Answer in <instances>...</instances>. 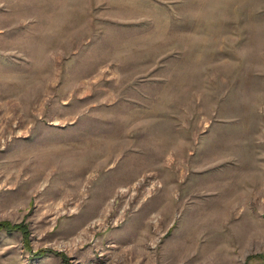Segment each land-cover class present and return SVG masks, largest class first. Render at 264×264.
<instances>
[{"label": "rangeland", "instance_id": "374dc122", "mask_svg": "<svg viewBox=\"0 0 264 264\" xmlns=\"http://www.w3.org/2000/svg\"><path fill=\"white\" fill-rule=\"evenodd\" d=\"M4 222L0 264H264V0H0Z\"/></svg>", "mask_w": 264, "mask_h": 264}, {"label": "trees", "instance_id": "16d2710c", "mask_svg": "<svg viewBox=\"0 0 264 264\" xmlns=\"http://www.w3.org/2000/svg\"><path fill=\"white\" fill-rule=\"evenodd\" d=\"M1 230H7V231H10V232H13V231H21L23 234H24V239L26 241V245L29 246V235L28 233L26 232V227H24L23 225H13L9 222H4L2 224H0V231ZM264 259V258H263Z\"/></svg>", "mask_w": 264, "mask_h": 264}, {"label": "bare ground", "instance_id": "6f19581e", "mask_svg": "<svg viewBox=\"0 0 264 264\" xmlns=\"http://www.w3.org/2000/svg\"><path fill=\"white\" fill-rule=\"evenodd\" d=\"M9 113V112H8ZM13 116H10V117H8V120H10V118H12Z\"/></svg>", "mask_w": 264, "mask_h": 264}]
</instances>
